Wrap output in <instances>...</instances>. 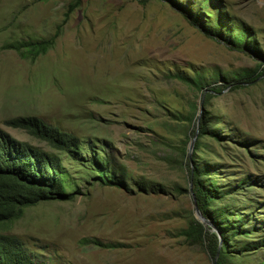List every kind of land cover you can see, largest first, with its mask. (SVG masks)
I'll return each mask as SVG.
<instances>
[{
  "label": "rangeland",
  "instance_id": "rangeland-1",
  "mask_svg": "<svg viewBox=\"0 0 264 264\" xmlns=\"http://www.w3.org/2000/svg\"><path fill=\"white\" fill-rule=\"evenodd\" d=\"M176 2L193 7L203 22L207 10H220L233 30L225 35L247 29L256 53L208 36L168 0H0V126L55 153L6 120L37 115L85 145L90 139L107 144L131 188L95 183L58 153L71 172L69 190L78 193L72 200L27 208L6 230L53 264H213L206 245L182 234L191 217L201 221L188 192L185 162L195 151L199 135L191 150L190 142L202 104L201 116H212L211 126L220 128L224 139L201 137L197 158L220 164L213 179L224 188L258 179L237 195V206L243 207L247 196L264 212V74L240 87L234 81L243 72L264 70V0ZM57 30L55 46L34 62L6 47ZM177 73H200L210 84L196 90ZM213 87L219 92L205 103ZM175 113L194 119H173ZM141 181L164 190L143 191ZM243 256H235L233 264H261L264 248Z\"/></svg>",
  "mask_w": 264,
  "mask_h": 264
},
{
  "label": "trees",
  "instance_id": "trees-1",
  "mask_svg": "<svg viewBox=\"0 0 264 264\" xmlns=\"http://www.w3.org/2000/svg\"><path fill=\"white\" fill-rule=\"evenodd\" d=\"M139 1L146 3L150 0ZM168 1L182 10L190 23L208 36L223 39L233 49L252 50L256 53V46L247 29L241 27L237 35H225L233 30L225 25L220 10L217 12L207 10L208 19L203 22L200 20V14L194 12L193 7L188 9L176 0ZM77 5L78 3L69 8L67 17ZM59 35L60 31L57 30L50 37L15 40L7 43L6 47L17 51L22 58L34 62L55 46ZM263 74L264 70L259 69L243 72L234 79L237 81L236 87H240L244 82L255 81ZM175 77L200 91L210 84L200 73L194 75L177 73ZM208 92L205 94V103L219 92V88L213 87ZM211 117L206 115V112L201 116L195 151L192 158L188 156L185 164H188L189 187L192 183L198 207L220 230L223 244L219 247L218 233L194 217L190 218L189 226L182 230V234L189 239H195L197 243L206 245L213 264L216 256L218 259L215 264H233L232 260L235 256L244 257L243 254L246 256L257 249L264 248V216H261L264 212L256 210V202L247 196H244L245 205L237 206V195H244L245 191L252 189L259 182L258 179L248 177L240 180L235 186L224 188L213 179L214 174H219L220 164L217 166L197 158L202 146L201 137L209 135L216 139H224L221 129L211 126L213 123ZM172 118L194 119L193 114L177 115L176 113L172 115ZM5 123L12 128L26 131L39 142L45 143L60 154L67 155L85 170L83 175L89 176L95 183L131 191L121 168L114 162L107 144L98 146L90 139L85 145L78 135L50 124L37 115L16 116L6 120ZM197 126L196 118L192 129L193 136ZM161 142L167 143L166 139ZM182 149L185 151L184 147ZM85 151L90 156L84 155ZM58 153L22 141L0 126V264H53L41 258L19 235L6 233V230L25 215L27 208L44 201L72 200L78 193L77 190L74 192L69 190L74 186L70 182L71 172ZM137 183L143 191H147L148 187L156 188L160 192L164 190L159 184L149 186L144 181ZM224 200L227 202L218 205ZM261 231L263 233L258 234L259 238H251L253 234ZM95 244L103 245L99 241H95ZM261 264L264 262L262 261Z\"/></svg>",
  "mask_w": 264,
  "mask_h": 264
},
{
  "label": "water",
  "instance_id": "water-1",
  "mask_svg": "<svg viewBox=\"0 0 264 264\" xmlns=\"http://www.w3.org/2000/svg\"><path fill=\"white\" fill-rule=\"evenodd\" d=\"M203 104L201 105L200 109H199V112H198V117H197V130H196V133L194 134L193 138L191 139V142H190V150L193 148V145L199 135V125H200V121H201V114L203 112ZM191 155V154H190ZM192 158V156H190ZM190 193L192 194L193 196V203H194V206H195V212H196V216L201 220L202 223H206L208 225H210V227L215 230L219 237H220V243H219V247L222 246L223 244V241H222V237H221V233H220V230L217 228V226L209 219L207 218L202 212L201 210L199 209L198 207V204H197V200H196V197L194 195V192H193V188H192V183L190 184ZM217 259H218V256H216L215 260H214V264L217 262Z\"/></svg>",
  "mask_w": 264,
  "mask_h": 264
}]
</instances>
